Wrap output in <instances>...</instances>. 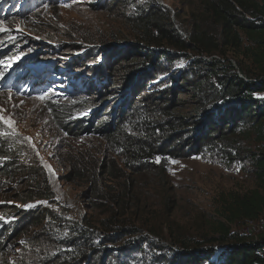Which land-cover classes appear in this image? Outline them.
Wrapping results in <instances>:
<instances>
[{
    "label": "trees",
    "instance_id": "16d2710c",
    "mask_svg": "<svg viewBox=\"0 0 264 264\" xmlns=\"http://www.w3.org/2000/svg\"><path fill=\"white\" fill-rule=\"evenodd\" d=\"M111 1H126L135 9L130 21L136 40L121 49L101 47L99 58L89 56L87 62L94 59L90 66L79 59L63 68L79 87L71 92L65 114L83 115L62 124L61 131L73 140L107 139L127 157L122 163L127 170L158 157H194L221 145L233 160L249 163L256 188L223 197L225 223L211 224L212 232L203 242L172 234L163 242L161 234L149 231L158 238L155 241L122 219H127L129 186L126 194L101 197L107 181L126 179L115 160L104 165L95 158L70 160L64 180L84 181L95 199H104L117 211L110 208L101 228L81 218L60 229L68 233L69 252L55 256L51 249L42 264H264V237L249 240L232 231L233 225L264 217V99L259 97L264 93V0H205V13L214 23L211 31L201 23L176 25L171 10L154 0ZM117 59L123 64L116 69ZM143 93L144 99L137 101ZM181 96L195 102L187 114ZM241 137L253 139L257 147H242ZM11 144H0V153L11 151ZM13 169L35 183L20 201H51L53 192L43 170L21 163L9 168ZM19 219L24 224L12 230L19 232L17 237L53 216L46 209ZM129 252L149 258L132 262L121 255Z\"/></svg>",
    "mask_w": 264,
    "mask_h": 264
},
{
    "label": "rangeland",
    "instance_id": "374dc122",
    "mask_svg": "<svg viewBox=\"0 0 264 264\" xmlns=\"http://www.w3.org/2000/svg\"><path fill=\"white\" fill-rule=\"evenodd\" d=\"M144 1L148 0L140 3ZM154 1L171 10L172 21L178 26L201 23L204 29H214L212 19L205 13V0ZM135 14L126 1L0 0V144L12 143L11 151L0 153V264H42L51 256V249L55 256L65 254L69 252L68 233L60 229L81 218L101 228L99 224L110 215V208L117 211L104 199H95L92 187L84 181L64 180L73 159L95 158L101 165L115 160L126 179L107 181L101 197L126 194L129 186L127 219H122L125 225L138 227L141 235L155 241L158 238L149 231L161 234L163 242L171 234L203 242L212 232L211 224L225 223L223 197L256 188L249 163L233 160L221 145L194 157H158L149 165L127 170L125 163L122 165L127 157L120 155L119 148L107 139L86 136L73 140L61 131L83 115L65 114L70 110L71 92L79 87L73 77L63 74V68L79 59L90 66L99 58L101 47L112 45L117 49L135 42L137 36L130 21ZM89 56L94 59L87 62ZM228 56L233 59L232 53ZM118 64L123 63L117 59L116 69ZM143 95L137 101H142ZM259 97L264 99V93ZM180 99L187 114L195 102L188 96ZM239 140L244 148L257 147L253 139ZM17 163L46 173L53 192L51 201H20L27 198L28 189L35 183L26 181L15 169L9 170ZM46 209L53 219H44L43 228L33 226L19 237V232L12 231L24 224L19 219L21 214ZM263 224L264 217L252 226L233 225L232 231L249 240H259L264 237ZM121 255L132 262L149 258L145 253Z\"/></svg>",
    "mask_w": 264,
    "mask_h": 264
},
{
    "label": "bare ground",
    "instance_id": "6f19581e",
    "mask_svg": "<svg viewBox=\"0 0 264 264\" xmlns=\"http://www.w3.org/2000/svg\"><path fill=\"white\" fill-rule=\"evenodd\" d=\"M255 222H257V221H250V222H248V225L252 226V225L255 224ZM255 241H256V240H255Z\"/></svg>",
    "mask_w": 264,
    "mask_h": 264
},
{
    "label": "snow or ice",
    "instance_id": "6c2138e0",
    "mask_svg": "<svg viewBox=\"0 0 264 264\" xmlns=\"http://www.w3.org/2000/svg\"><path fill=\"white\" fill-rule=\"evenodd\" d=\"M41 99H44V97H41ZM0 119H3V117H0ZM5 123L11 124V122L8 120H5Z\"/></svg>",
    "mask_w": 264,
    "mask_h": 264
},
{
    "label": "built area",
    "instance_id": "2783aa9c",
    "mask_svg": "<svg viewBox=\"0 0 264 264\" xmlns=\"http://www.w3.org/2000/svg\"><path fill=\"white\" fill-rule=\"evenodd\" d=\"M264 225V224H263ZM263 225H261V226H263Z\"/></svg>",
    "mask_w": 264,
    "mask_h": 264
}]
</instances>
